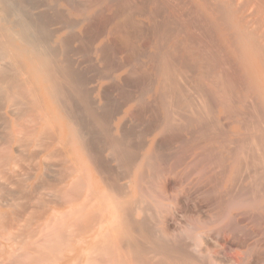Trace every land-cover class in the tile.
Here are the masks:
<instances>
[{
    "label": "bare ground",
    "instance_id": "1",
    "mask_svg": "<svg viewBox=\"0 0 264 264\" xmlns=\"http://www.w3.org/2000/svg\"><path fill=\"white\" fill-rule=\"evenodd\" d=\"M35 1L0 0V54H2L0 90L4 91L5 100L1 95L0 98L9 103L2 104L0 100V110L13 115L12 118L9 117L10 139L17 143L19 136L20 140L23 139L21 137L23 134L29 142H35L36 139L38 142L39 138L43 137L41 135L50 128L51 132L53 130V137L50 136L48 140L52 137L54 143L66 148V153L62 148L66 154L62 161L67 163L65 167L67 174L63 172L65 176H62V186L59 190L63 192L65 201H62L64 204L61 208L53 207L52 211L67 208V213L66 211L58 213L59 222L64 217L62 222L64 223L66 219L67 227L61 224L55 227L58 214L50 224L48 217L46 222H49L44 223L43 227L47 228L48 225V228L51 226L53 228L44 231L41 222L39 226L41 233L38 232L40 235L34 237L37 240L31 238V241H35H32L35 249L39 247L42 249L43 245H46L50 252L57 243L58 248L63 243L67 245L68 242H65L67 237H64L66 234L70 241V245L68 244L70 248L68 246L67 248L70 250L64 262L60 264H256L255 252L264 249V29L251 32L247 30V25L242 24L243 29L235 27L232 17L234 0L214 2L199 0L209 12L203 17L198 13L195 15L192 7H189L191 13L187 12L190 10H186L187 8L185 12L179 9L180 13H175L174 8L170 11L171 8L168 9L169 7H166L168 5L164 4H168L169 0L168 2L149 0L152 5L149 12L144 11L145 8L141 6V9H138V5L134 6L133 3L131 7L129 0H108L115 8L113 18L107 16L103 19L101 14L97 15L102 17L105 25L106 22H111L110 28L106 32L98 28L100 30L96 31L100 32L95 31L94 35L90 33L91 36H87L86 32L91 22L88 17L82 16L84 18L79 23L82 26L81 34L73 37L80 39L84 36L82 43L87 47L86 51L89 48L95 63L105 64L108 74L111 73L110 78L113 80L108 85L111 93L106 92L103 96L99 89L97 96L93 94L94 86L89 88V91L85 90L83 76L72 64L71 54L69 56L64 50L65 55L63 51L59 53V49L56 51L57 45H53L57 43L56 38L50 36L46 39L51 32L48 31L46 36L44 33L43 36L46 38L42 36V32L47 29L45 27L49 26L45 23L48 24L53 17L61 21L67 19H64V12L60 10L59 12L58 7L47 0L40 3L41 5L39 3L36 5ZM81 1L83 9L92 6V3L89 5L90 0ZM97 2L95 0L93 5ZM173 2H176V5L180 3L173 0L171 4ZM250 3L254 5L251 12H257L264 17V7L260 5L264 6V0H245L243 5L240 3V8L243 6L245 8L246 4ZM69 4L64 5L66 12L71 8ZM38 6L44 13H33ZM134 7L138 9L136 12L139 15L149 18L153 33L151 51L146 57L147 63L141 64L140 68L134 63L138 55V51H135L137 47L135 49L131 43L134 36L130 39L126 30L125 34H121L124 28L140 29L141 24L139 25L132 16V12H135L133 11L135 9L132 10ZM164 11L166 17L167 13L171 17L169 15L160 21L157 16ZM81 14L79 12V15ZM98 16L95 15L96 19ZM108 17L113 20H109ZM86 19L89 21L85 23ZM62 22L63 25L58 27L59 29L56 28L57 32L67 26L70 27L69 24L72 28V24L75 23L67 21L69 24L66 25L67 22ZM50 23L52 24V21ZM259 24L257 21L255 26ZM255 26L253 29H256ZM75 33L73 32V35ZM108 34L116 36L112 39L110 36L111 45H108L111 52H124V55L119 56L114 63L111 62V58L108 59V45L105 46V42L102 41ZM70 36L68 39H71ZM78 42L80 45V40ZM79 45L76 44L78 47ZM63 46L66 49L68 45ZM68 49L72 50L70 47ZM75 61L77 63V60ZM11 71L14 72V76H11L13 75ZM105 77L109 76H104V79ZM18 98L22 99L26 106L32 105L31 113H24L32 122L28 131L23 125L27 122L23 121L22 124L21 121L26 117H19L24 114L19 115V111L15 113V110L22 106V102L18 103L21 106L17 109L18 105L14 101L19 102L16 100ZM25 100L30 103L27 104ZM10 101L17 105L15 110L14 106H10L12 104ZM115 107L117 110L113 111ZM1 112L0 116L3 115ZM16 114L19 116L16 117ZM2 119L5 120L6 117ZM139 125H145L144 129L138 130ZM1 134L8 135L4 131ZM9 136L10 134L6 138ZM45 138L47 140V137ZM44 141L42 140V143ZM3 142H0V145L8 148L10 145L12 149L9 140L6 141L10 143L9 145ZM29 142L27 144H30ZM233 144L235 146L230 147ZM17 146L18 150L21 145ZM7 147L5 149L9 153L3 149L6 151L5 155L2 154L4 153L2 148L0 149L1 160L10 159L11 149ZM52 147L49 144L44 151L53 149ZM34 149L30 150L34 151L29 153L30 155L36 154L37 151ZM54 149L49 153H53ZM24 150L23 154L26 152ZM61 151L57 152L60 156L63 154ZM55 153L56 151L54 155H58ZM47 156L52 159V154ZM62 156L64 158V155ZM188 156L190 160H187L189 162L187 167L189 171L191 169L192 172L200 174L199 178L212 170L218 172L220 176L217 178L218 182L213 181L217 182L213 188L210 189L209 186L207 190H199L200 188L197 190L193 187V192L189 193L191 197L193 194V199L196 194L201 196L207 209L205 213L203 212V217L181 214L185 207L183 200L187 196L181 193L172 178L177 168L186 166L185 160ZM56 158L59 159L57 156ZM42 159L45 160L44 157H41ZM34 160L36 162L35 157ZM46 161L48 163L51 160L44 162ZM58 161L62 163L61 158ZM12 162L15 166L12 163L14 168L12 166L10 168L15 169L18 162L15 163V160ZM48 165L50 168L51 164ZM40 168L41 166L38 167L39 170ZM215 172L214 174H217ZM243 175H245L243 178L246 177V183L243 186L239 185L238 192L234 189L236 193L218 190L222 182L231 183L230 186H233L232 183H236ZM211 179L209 178L208 183H211ZM200 208L198 207V211L201 213ZM180 215L185 216L184 225L172 227L171 221L176 223L175 219ZM240 220H245L248 224H243ZM5 226L6 224L3 228L0 226L2 232H5L3 230ZM16 226L17 229L19 226ZM21 227L23 228L21 225L18 230H21ZM31 229L34 227L30 228L29 233ZM37 229L30 235H34ZM9 232L8 239L11 237ZM5 234L3 238L7 241ZM25 235L23 237L22 234L21 238L27 243V238L32 236L27 237L26 231ZM15 237H13L15 240L19 238ZM3 238L1 237L2 240ZM19 241L22 242L18 239ZM29 243L28 246L31 244ZM15 244L13 247L10 246L11 251L17 248H14ZM19 245L18 249H23L24 244ZM25 246L27 250L29 247ZM23 250H20L23 258L20 257V251L17 252L19 255L16 254L19 260L25 259L29 254L24 252L26 254L24 257ZM31 250L35 257L40 251L39 249L34 252L33 248ZM57 250L56 253L54 250L53 252L55 254L61 252L60 249ZM11 251L10 253L15 255L17 249L13 251L14 253ZM53 254L51 255L53 257L44 255L47 258H54ZM15 257L13 256V259ZM29 257L31 258V255ZM56 257L59 259L58 255ZM17 259L14 261L17 262ZM44 259L41 260L45 262ZM8 260L9 258L7 263L5 261L6 264ZM28 260L25 259L24 262ZM41 260L36 258L37 263ZM22 261L21 264L24 263ZM29 261L33 263L34 260ZM9 263L13 264L11 261Z\"/></svg>",
    "mask_w": 264,
    "mask_h": 264
},
{
    "label": "rangeland",
    "instance_id": "2",
    "mask_svg": "<svg viewBox=\"0 0 264 264\" xmlns=\"http://www.w3.org/2000/svg\"><path fill=\"white\" fill-rule=\"evenodd\" d=\"M28 1H30V0H28ZM43 1V2H42ZM55 1V2H54ZM47 0V2H51V4H53V5H55V6H57L58 7V11L60 10L62 13H63V16H65V18L64 19H66V20H62V21H65V22H67V21H75V23H73L72 24V28H71V24H69L68 22L66 23V25H68L69 24V26L70 27H68L67 26V28H65V29H63V30H61V31H58L57 32V29H59L58 27H60L61 25H63V24H61V23H63L60 19L58 20H56V19H54V17L52 18V20H50V21H52V24L54 23H56L55 25L53 24H51L50 23V21L48 20V19H46V21L48 22V24L47 23H45V25L47 26V25H49V26H47V27H45V28H47V29H45V31L44 32H42V36L44 35V33H45V36H46V34H48V33H50V35H49V37H48V35L45 37V36H43V37H45L46 39H48V38H50V36H51V38H56V41H57V43L56 44H53L54 46L55 45H57V46H55V49L57 48V50L56 51H58V49H59V53H61V51H66V52H68L67 54L70 56V54H71V56H72V58H73V60H72V64H74L75 66H76V68L81 72V75L83 76V82L85 83L84 85H86L85 86V90H87V91H89L93 86L95 87H93L94 88V93L93 94H96L97 96L99 95V91H100V94L101 95H103V96H105L106 94H109V93H111V89L109 88V82H111V80H113L112 78H110V74H108L109 72H108V69H106V66H105V64H102V63H95V61H94V59H93V57L91 56L92 55V53L90 52V49L88 48V51H86L87 49V47H85V45L83 46V44L84 43H82L84 40V36H82V38L80 37V39H76V38H73L74 36L76 37V36H78L79 35V33L81 34V25H79V23L82 21V19L84 18V17H88L89 19H90V24H89V26H88V30H87V36H91L90 35V33L92 34V35H94L96 32H100V31H96L98 28H100L101 29V31H107L109 28H110V26H111V22L110 23H107L106 22V25L104 24L105 23V21L104 20H102V17H103V19H104V17L106 18L107 16H113V15H115L114 13H115V11H114V6H113V4H111V3H109V1L108 0H96V1H98L96 4H94L93 5V3H95V0H90V4L89 5H91V3H92V6H89L88 7V5H87V7L88 8H86V9H83L82 8V6H83V3H82V1L81 0H63V1H61V0ZM60 1H61V3H60ZM68 1V2H67ZM74 1V2H73ZM130 1V3H131V7H133V5H132V3L134 4V6H136V5H138L137 7H138V9H141V7L144 9V11H151L152 10V5H151V3H150V1L148 2L147 0H129ZM147 1V2H146ZM162 1V0H161ZM164 1H166V2H168V0H163V2ZM170 2H168V4L167 3H164L165 5H168V6H166L168 9H170V11H172V9L174 8V12L175 13H180L181 11L180 10H182V12H185V9L186 10H188V9H190L189 7H192V11H193V13L195 14V15H197V13H198V15L199 16H201V17H203V15L204 16H207L208 15V10H206L205 8H204V6H202L201 4H202V1H199V0H177V1H179L178 3L180 4V6H179V4L178 5H176V2H173L172 4H171V1H173V0H169ZM174 1H176V0H174ZM209 2H214L215 0H208ZM241 1V2H240ZM244 1L245 0H234V2H233V8H232V13L235 15H232V17H233V23H234V26L235 27H239L240 29H243V25H247V30H249V31H259V30H261V29H264V22H263V15L262 14H259V13H257V12H251V11H253L254 9H253V4L252 3H250L249 5L248 4H246V6H245V8H244V6L243 7H241L240 8V5L242 4L243 5V3H244ZM37 2V3H36ZM45 2V0H36L34 3H36V5H39L40 3L42 4V3H44ZM46 2V3H47ZM135 2H137V3H135ZM187 2V3H186ZM229 2V1H228ZM235 2H236V4H235ZM31 4H32V2H30ZM39 3V4H38ZM65 3H67V4H71V6H70V4H69V7H71V8H69V10H68V12H66L65 11V9H64V5H65ZM76 3V4H75ZM108 3V4H107ZM140 3H142V5L140 4ZM145 3V4H144ZM182 3H184V4H182ZM241 3V4H240ZM30 4V5H31ZM40 4V5H41ZM81 4V5H80ZM169 4H170V6H169ZM33 5V4H32ZM35 4H34V6H36ZM109 5V6H108ZM172 5V6H171ZM182 5V6H181ZM190 5V6H189ZM236 5V6H235ZM261 5V7H264L263 6V4H260ZM63 6V7H62ZM141 6V7H140ZM194 6H195V8H194ZM258 6V5H257ZM40 6H38L37 8H35L34 10H33V13H44L43 11V9L40 7ZM74 7H76V9L74 8ZM140 7V8H139ZM178 7V8H177ZM197 7V8H196ZM72 8H74L73 10H72ZM175 8H177V9H175ZM184 8V9H183ZM239 8V9H238ZM133 9H135V10H133ZM138 9L137 8H132V10L133 11H135V12H132L133 14H132V16H133V18L136 20V21H138V24L140 25L139 27H140V29H131V28H124L123 30H122V33L121 34H125V30H126V33H127V35L129 36V38L131 39V38H133V36H134V38L131 40V43H132V45L134 46V48L136 49V47H137V49L135 50V51H138V55H136L137 57V59H135V61H134V63L136 64V66L138 67V68H140V66H141V64H145V63H147V59H146V57H147V55L149 54L148 52H150L151 51V47H150V42L152 41V39H153V33H152V25H151V23H150V21L148 20L149 18L148 17H146V16H142V15H139L136 11H138ZM180 9V10H179ZM28 10V9H27ZM97 10V11H96ZM59 11V12H60ZM101 11V12H100ZM191 11V9L190 10H188L187 12H192ZM201 13H200V12ZM241 11V12H240ZM243 11V12H242ZM79 12H80V14H81V12H82V14L81 15H79ZM97 12H99V13H97ZM114 12V13H113ZM247 12V13H246ZM136 13V14H135ZM239 13V14H238ZM244 13V14H243ZM253 13V14H252ZM85 14V15H84ZM99 14H101L102 15V17L101 16H98ZM162 14V13H161ZM161 14H159L158 16H157V19H160V21L161 20H163L164 18H167V17H169V13H167V17H166V12L164 11V13L161 15ZM202 14V15H201ZM247 14V15H246ZM256 14V15H255ZM95 15L96 16H98L97 17V19H96V17H95ZM251 15V16H250ZM69 16V17H68ZM82 16H84V17H82ZM160 16H162V17H160ZM170 17H171V15H170ZM87 18V19H88ZM109 18V20L110 19H112V18H110V17H108ZM235 18V19H234ZM249 18V19H248ZM256 18V19H255ZM85 20V23L86 22H88L89 20ZM99 19H101V20H99ZM238 19V20H237ZM93 20V21H92ZM113 20V19H112ZM111 20V21H112ZM235 20H237V21H235ZM244 20V21H243ZM102 21V22H101ZM259 22L260 24L259 25H257V26H255V24H256V22ZM104 22V23H103ZM109 22V21H108ZM242 22V23H241ZM247 22V23H246ZM249 22H250V24L251 25H253V26H250V24H249ZM263 22V23H262ZM58 23V24H57ZM70 23H72V22H70ZM76 23H77V25H76ZM84 23V24H85ZM93 23H94V25L95 24H97V26L95 25H93ZM60 24V25H59ZM99 24V25H98ZM146 24V25H145ZM243 24V25H242ZM249 24V25H248ZM258 24V23H257ZM261 24H263V25H261ZM51 25V26H50ZM76 25V26H75ZM92 25V26H91ZM241 25V26H240ZM55 26V27H54ZM93 26H94V28H93ZM106 26V27H105ZM141 26H144L143 28L141 27ZM147 26V27H146ZM254 26H255V28L256 29H253L254 28ZM76 27V28H75ZM91 27V28H90ZM57 28V29H56ZM69 28V29H68ZM261 28V29H260ZM100 29H98V30H100ZM144 29H146L147 31H143ZM253 29V30H252ZM70 30V31H69ZM136 31V33H137V35H135V31ZM138 30V31H137ZM140 30H142L141 32H140ZM49 31V32H48ZM52 31H55V32H52ZM69 34V32H70V34H71V36H70V34L68 35L66 32ZM75 33V35H73V32ZM89 31V32H88ZM96 31V32H95ZM127 31H129V32H127ZM133 31V32H132ZM148 31H149V33H148ZM48 32V33H47ZM65 32V33H64ZM132 32V33H131ZM143 32H145V33H143ZM149 34V37H148V35H147V33ZM55 34V35H54ZM138 34H139V36H138ZM142 34V35H141ZM73 35V36H72ZM117 35V34H116ZM69 36H70V38L71 39H68L69 38ZM110 36H111V39L113 38V37H116V36H114V35H112V34H108V35H106V39L104 38H102L103 40L102 41H104L105 42V46H107L108 44H110L111 45V41H109L110 40ZM142 36V37H141ZM144 36V37H143ZM146 36H147V38H146ZM62 37H64L65 39H67V40H65V39H60V38H62ZM59 40H58V39ZM136 38V39H135ZM139 38V39H138ZM150 38V39H149ZM72 39H73V41H72ZM147 41H146V40ZM62 42H61V41ZM65 40V41H64ZM76 40V41H75ZM80 40V45H79V41ZM83 40V41H82ZM143 40V41H142ZM59 41V42H58ZM71 41V42H70ZM145 41V42H144ZM71 44H70V43ZM147 42H148V44H147ZM73 43V44H72ZM142 43V44H141ZM76 44L77 45H79V47L78 46H76ZM59 45H60V47H59ZM63 45H68L67 46V48L65 49V48H63V47H65V46H63ZM110 45H108L107 46V49H109V50H107L106 48V50H107V57H109L108 59L110 60V58H111V62H113L114 63V61L116 62L118 59H119V56H123L124 55V52H117V53H113V52H111V49L109 48L110 47ZM140 45V46H139ZM146 45V46H145ZM62 46V47H61ZM72 46V47H71ZM141 46H144V47H141ZM71 48L72 50H70V49H68V48ZM76 48H77V50H76ZM140 49V51H139V49ZM61 49V50H60ZM73 49H74V51H73ZM80 49V50H79ZM84 50V52H82ZM64 51H63V53H64ZM85 51H86V53H85ZM109 51V52H108ZM2 52V51H1ZM66 52L64 53V55L66 54ZM90 52V53H89ZM3 53V52H2ZM62 53V54H63ZM89 53V54H88ZM137 53V52H136ZM146 53V54H145ZM75 54V55H74ZM91 54V55H90ZM145 54V55H144ZM1 56H2V54H0ZM89 55V56H88ZM91 56V57H90ZM142 56H144V57H142ZM113 57H116L115 59L113 58ZM140 58V59H139ZM142 58V59H141ZM75 60H77V63H76V61ZM113 60V61H112ZM139 60H142V62L141 61H139ZM92 61V62H91ZM146 61V62H145ZM138 62H140V64L138 63ZM90 65L92 66V67H90ZM89 67V68H88ZM102 67H104V69H106V70H104ZM141 68H143V65H142V67ZM88 69V70H87ZM93 69V70H92ZM95 70H97V71H95ZM103 72H102V71ZM95 71V72H94ZM106 73H105V72ZM12 72L13 71H11V74H12ZM141 75V74H140ZM139 75V76H140ZM11 76H14V72H13V75H11ZM104 76H109L108 78H106V79H104ZM91 77V78H90ZM110 78V79H109ZM92 79V80H91ZM86 80V81H85ZM91 81V82H90ZM90 82V83H89ZM90 84V85H89ZM92 84V85H91ZM96 84V85H95ZM2 85H4V84H2ZM105 85H107V86H105ZM105 87V89L103 90V88ZM86 88H88V89H86ZM90 88V89H89ZM108 88V89H107ZM100 89V90H99ZM99 90V91H98ZM105 91V92H104ZM0 95L1 96H3V98L2 99H4L5 100V95H4V91H2V90H0ZM103 92V93H102ZM106 92H108V93H106ZM106 93V94H105ZM116 95V94H115ZM27 97V96H26ZM25 97V98H26ZM118 96H116V98H117ZM25 98H23V100L25 99ZM29 98V97H28ZM28 98H26V99H28ZM118 99V101H119V98H117ZM0 100H1V98H0ZM4 100H1L0 102L2 103V104H7L8 103V101L6 100L5 102H4ZM17 101L19 100V102H17L16 103V101H14L15 102V104H17L18 105V107H17V109L21 106L22 107V109H21V107H20V109H18V110H15L16 108V106H15V104H14V102H12V101H10V102H12V104H10V106L12 105V107L14 108V110L16 111L15 113H19V115H22V114H26L27 112H29V113H31L30 111H31V106H29V105H25V103H23L22 102V99H16ZM260 100H262V99H260ZM26 101V100H25ZM29 101H30V99H29ZM29 101H26V103L28 104V103H30ZM22 102V103H21ZM77 102H80V101H74V103H77ZM21 103V105H19V104ZM9 104V103H8ZM24 105V106H23ZM76 106H77V104H75ZM80 106H81V103H80ZM28 107H29V109H28ZM23 108H25V109H28V110H25V109H23ZM77 109L79 108V103H78V107H76ZM75 108V109H76ZM81 109V108H80ZM79 109V110H80ZM115 110H117V107H115V109H113V111H115ZM0 111H2L1 113H3V115L2 116H0V129H2V131H0V142L2 143L3 141H5V142H3L4 144L6 143V141L8 142V140L10 141V143L12 144V149H11V147H10V143H6L7 145H9V148L7 147V146H5V145H0V147L2 148V150L4 149V150H6V151H8L7 149H5L6 147L8 148V149H11V151H10V155H9V158L10 159H3V160H1L0 159V162L2 163V165H1V163H0V226L3 228L4 227V225L6 224V226H8L7 228H8V230H11L10 232L7 230V232H6V226H5V228L3 229V230H5V232L3 231L2 232V228L0 227V246L2 245V247H0L1 249H2V252H1V249H0V257L1 256H4V257H1L0 258V264H6L7 263V259L9 258V260H8V264H10L9 262L11 261V263H13V264H17V262L18 261H20L19 262V264H21V260H23L22 262H24V260L25 259H27L28 260V258H30L29 256L31 255V258L29 259V260H34L35 262H36V264H60L61 262L63 263L64 262V260L66 259V257H67V255L69 254V245H70V241H69V238H68V236L65 234L64 235V237L66 236L67 238H65V242L67 241L68 242V244L66 245V244H64V246L66 245V247H64L63 246V244H62V246L64 247V248H62V246H59L60 248H58L57 246H58V243H57V246H53L52 248H53V250H54V252L57 250V249H60L61 250V252H58L57 254H55L54 252H53V250L52 251H50V252H48L49 250L48 249H46V248H48V247H45L46 245H43L42 247L45 249V250H47V251H44V249L42 248H40L39 247V249H40V251H39V249L37 248V250L39 251L37 254H35V255H37L36 257L34 256V253L32 254V248L35 250H33L34 252H37V250L35 249V245H33V243H32V241L35 239L34 237H36V236H39L40 234H38V232H39V230L41 229L39 226H40V224H41V222H42V227H43V224L44 223H48L49 221V223L48 224H50V223H52L51 221H53V220H55L54 219V217L58 214V213H61L62 214V212L64 213V211H66V213H67V208L66 207H64V208H62V209H55V211H52L53 210V207H55V208H61V205L62 204H64L63 202L65 201V197L63 196L64 194H62L63 192L62 191H59L60 189H61V186H62V184H61V180H62V176H65V174H67V169L65 168V167H67V163H66V161L65 162H63L62 160L63 159H65V157H66V148H65V146H61L60 144H56V143H54V140H52V132H53V130H52V132L50 131V128L49 129H47V131H45V133L43 134V135H41V136H43L44 138L45 137H47V140H46V138L44 139L43 137H41V136H39V137H41V138H39V140L40 139H42L43 141H44V143H42V140H40L41 142H39V140H38V142L40 143H38L37 142V139L35 140V142L33 141V142H29V139L28 138H25V136H23V134L21 135V137L23 138H21L22 140H24V141H22V140H20V136H19V140H17L16 142L17 143H15V141L14 142H12L11 141V139H10V137H11V130H10V124H9V117H13V115H10V114H5V112H3V110H0ZM17 111H19V112H17ZM21 111H22V113H21ZM28 113V114H29ZM24 114V116L22 115V116H19L18 114H16L15 116L16 117H22V118H24V117H26V118H24V119H22L21 121H22V124H23V121L24 122H27V124H23V125H25V130L26 131H28L29 130V126L30 125H32V122L30 121V119L26 116ZM1 115V114H0ZM5 118L6 117V119L5 120H3L2 118ZM5 121L6 122V120L8 121V122H6V124H7V126H6V124H4L3 125V123H5V122H3V121ZM26 120V121H25ZM16 121V120H15ZM9 124V125H8ZM138 124V123H137ZM140 124H142V123H140ZM143 124H145V123H143ZM28 125V126H27ZM144 126L145 125H139V127L140 128H138V130H142V129H144ZM7 132L8 133V135L10 134V136L9 137H7V138H9V139H7L6 138V136H8L7 134H6V136H5V134H1V132ZM47 133V134H46ZM47 135V136H46ZM49 135V136H48ZM50 136H52L51 137V139H49L48 140V138H50ZM1 137H2V139L3 140H1ZM5 138V139H4ZM20 141V142H19ZM25 141H27V142H29L30 144H27V142H25ZM46 141H48V143L46 142ZM51 141V142H50ZM0 143V144H1ZM26 143V144H25ZM35 143V144H34ZM36 143H38V144H36ZM46 143V144H45ZM19 144V145H21L22 146V148H24V149H22L21 148V146H19V149L22 151V150H24V154H23V151L21 152V151H19V149L17 150L16 148H18V146L17 145ZM34 144V145H33ZM42 144H44L45 146L44 147H42L43 145ZM49 144H51L53 147V149L56 151V153L57 152H60L61 150V154L62 155H64V158H62L58 153V155H54V152L53 153H49L51 150H53V149H49L48 151H44V149H45V147L47 146V145H49ZM56 144V145H55ZM13 145H14V147H13ZM16 145V146H15ZM41 145V146H40ZM57 145H59V147H57ZM3 146H4V148H3ZM215 146H217V144L215 145ZM214 146V147H215ZM235 145L233 144V145H230V147H234ZM42 147V148H41ZM0 148V149H1ZM34 149L35 150V152H36V154L34 155V154H29V153H33L32 151H30L31 149ZM37 148H39L38 150H37ZM40 148H41V150H40ZM65 150V153L63 152L64 150ZM16 149V150H15ZM2 151V152H4V153H2L3 155H5V153H6V151ZM40 150V151H39ZM59 150V151H58ZM217 150H219V148L217 147ZM8 153H9V151H8ZM16 153H18L17 154V156L18 157H16ZM55 153V154H56ZM1 154V152H0V156L2 155ZM49 155V154H52V159H50L51 158V155L48 157L47 155ZM48 157L47 159H46V157ZM53 155L55 156V157H53ZM16 158H15V157ZM22 156V157H21ZM32 156H33V158H32ZM56 156L57 157H59V159H57L56 158ZM15 158V159H13V158ZM34 157H35V159H36V162H35V160H34ZM41 157L43 158L44 157V159L45 160H51L50 162H48L47 163V161H46V163L43 161V159L41 160ZM60 158H61V161L60 162H62V163H59V161L58 160H60ZM12 160H15V163L16 162H18L17 163V165H16V168L15 169H12V168H14L11 164L13 163L12 162ZM33 160H34V162L36 163H34L33 162ZM190 160V157L188 156L187 158H186V160H185V163H186V166L184 167V165H182L181 167H179V168H177V171H176V174L173 176L172 175V178H173V180L175 181V183H176V185H178L177 187H178V189L181 191V193H184L185 194V196H187V197H184V208H183V213H181V214H184L185 213V215L186 214H193V216L194 217H203L202 215L206 212V210L207 209H205L206 207H204V203L202 202V200H201V196L198 194H196L195 195V193H194V199L192 198L193 197V194H192V197H191V195L189 194V193H191V192H193V187H195L197 190L199 189V190H207V188L209 189V186H210V189L211 188H213V186H214V183L216 184L217 182H218V179L217 178H220V176H218L219 174H218V172H215V171H211V172H209L208 173V171H207V173H205L204 175H203V177H201V178H199L198 176H200V174L198 175L196 172H192L191 171V169H190V171H189V167H187V164L189 163L188 161ZM3 162H5V163H3ZM8 162V163H7ZM6 163H7V165H6ZM42 163H45V165H43ZM5 164V166H6V169H5V166H3ZM33 164V165H32ZM47 164V165H46ZM48 164H51V165H53V166H51L50 165V168H49V165ZM13 165L15 166V164L13 163ZM3 166V167H2ZM12 166V168H10ZM41 166V170H39L38 169V167H40ZM45 166H47L48 167V169H45V168H47V167H45ZM45 167V168H44ZM62 167L64 168V169H62ZM20 168V169H19ZM33 168H35L34 170H32ZM45 170H44V169ZM18 169V170H17ZM43 169V170H42ZM63 171H62V170ZM184 169V170H183ZM2 170H3V172H2ZM66 170V171H65ZM187 172H186V171ZM1 172H2V174H1ZM6 172V173H5ZM9 174H8V173ZM42 172V173H41ZM63 172L65 173V174H63ZM214 172L215 173H217V174H214ZM21 173V174H20ZM62 173V174H61ZM32 176H31V175ZM38 175V176H37ZM189 175V176H188ZM216 176V177H214L215 178V180H214V178L212 177V176ZM3 176V177H2ZM205 176H206V178H205ZM209 176V177H208ZM211 176V177H210ZM245 175H243L242 176V178L244 177ZM187 177V178H186ZM197 178H199V179H197ZM209 178L211 179V178H213V179H211L212 181H211V183H208L209 182ZM241 178V177H240ZM242 178L241 179H238L237 181H236V183L234 182V184L232 183V185L233 186H230V184L231 183H228V182H224V184H223V182L221 183V187L218 189V190H223V191H227V192H229V193H236V192H238V190L240 189L239 188V185L241 186H243V185H245V181H246V177L245 178H243V180H242ZM203 179V180H202ZM217 179V180H216ZM179 180H181L182 182H180ZM240 180V181H239ZM242 180V181H241ZM213 181H217V182H213ZM188 182V183H187ZM219 182H220V180H219ZM239 182H241L240 184H239ZM178 183V184H177ZM186 183V184H185ZM193 183V184H192ZM200 183V184H199ZM238 183V184H237ZM242 183H244V184H242ZM202 185H206V186H202ZM238 185V186H237ZM235 186V187H234ZM180 187V188H179ZM202 187V188H201ZM229 187V188H228ZM182 188H184V189H186L187 191H188V195H190V196H188L187 195V191H184V189H182ZM205 188V189H204ZM227 188V189H226ZM232 188V189H231ZM195 189V190H196ZM236 191H234V190ZM194 190V191H195ZM196 190V191H197ZM61 192V193H60ZM62 196L64 197L63 198V200H62ZM198 196H200V198L198 197ZM201 201H200V200ZM186 200V201H185ZM63 201V202H62ZM186 202V203H185ZM201 203V204H200ZM203 203V204H202ZM188 206V208H186ZM194 207V208H193ZM198 207L201 209L200 211H201V213L198 211L199 209H198ZM197 208V209H196ZM204 208V209H203ZM51 209V210H50ZM185 210V211H184ZM205 210V211H204ZM4 212V213H3ZM189 212V213H188ZM204 212V213H203ZM234 212V211H233ZM194 213H196V214H194ZM200 213V214H199ZM2 214V215H1ZM3 214H4V216H3ZM55 214V215H54ZM198 214V215H197ZM63 215H65V214H63ZM50 216H51V218H50ZM57 216H59V214L57 215ZM42 217V218H41ZM49 217V221L48 222H46L47 221V218ZM62 217V216H61ZM56 218H58L57 220H58V222H59V218H60V216L59 217H56ZM65 218H67V215L65 216ZM240 219L242 218V217H239ZM63 219H64V217L61 219L62 221H63ZM3 220V221H2ZM44 222H43V221ZM57 220L55 221V223L57 222ZM180 222H179V221ZM184 220V221H183ZM62 221H60L59 223L57 222V224H55V227L56 226H58V225H63V226H66V224H67V222H66V219L64 220L65 222L63 223ZM241 221V223H243V224H248L247 223V221H245V220H240ZM39 222V223H38ZM63 224H62V223ZM175 222L176 223H174L173 221H171V225H172V227H176V226H182V225H184V223L183 222H185V216L184 215H180L177 219H175ZM38 223V224H37ZM178 223H180V224H178ZM4 224V225H3ZM18 224H21L22 226H23V228L21 227V230L19 231L18 230V228H20V226L18 225ZM37 224V225H36ZM54 224V223H53ZM14 225V226H13ZM19 226V227H17V226ZM34 225H36V227L34 226ZM47 225V224H46ZM12 226V228H10ZM15 226L17 227V229L15 228ZM45 226V225H44ZM51 226V225H50ZM54 226V225H53ZM24 227H25V229H24ZM26 227H29V228H26ZM34 227V229L33 230H35V229H37L36 230V232H35V234L34 235H30L31 233L33 234V230L31 229V231H30V233L28 232L29 230H30V228H33ZM47 228H44V231H45V229H49V228H53L52 226L51 227H49L48 228V225L46 226ZM67 227V226H66ZM14 229H16V231H18V232H22V233H18V232H16V231H13ZM22 230H24V231H22ZM13 231V232H12ZM25 231H26V234H27V237L28 236H32V237H28L27 239H28V242H30L29 244H30V246H28V242L27 243H24L25 241H23V238H21L22 236V234H23V237H25L26 235H25ZM42 231H43V229H42ZM8 232H9V234L11 235V237H10V239H8ZM12 232V233H11ZM28 232V233H27ZM4 233H6L4 236L7 238V241L6 240H4V238H3V234ZM13 233H14V235L16 236V237H19V238H16L14 235H13ZM39 233H41V232H39ZM68 234V233H67ZM9 235V236H10ZM18 235H20V236H18ZM25 235V236H24ZM1 237L3 238V240L1 239ZM13 237H15L16 238V240L15 239H13ZM41 237V236H40ZM39 237V238H40ZM31 238L33 239L32 241H31ZM62 238V240H64L63 239V237H61ZM18 239H20V240H22V242L21 241H19L18 242ZM14 240V241H13ZM35 240H37V238L35 239ZM17 241V242H16ZM60 241H61V239H60ZM59 241V242H60ZM12 242H14V244L16 243L17 244V246H16V244H15V246H14V248L15 247H17L16 249H17V251H16V253H14L15 252V250H12L11 251V249H10V246H12L13 247V245L14 244H12ZM33 242H35V241H33ZM57 242H58V240H57ZM62 242V241H61ZM64 242V241H63ZM19 243H23L24 244V246H25V244H27V246L29 247V248H31V249H29V248H27V250L24 248V246H23V249H18L19 247L18 246H20V245H22V244H20L19 245ZM59 244H61V243H59ZM9 245V247H7ZM27 246H25V247H27ZM67 246L69 247V248H67ZM55 247H57V249L55 250L54 248ZM51 247H49V249H50ZM62 248V249H61ZM20 250H23V254H24V257L26 256V254L29 252V254H27V256H28V258H27V256L25 257V259H21V260H19V254L17 253V252H19ZM26 250V251H25ZM31 250V251H30ZM44 251V254L45 255H48V256H51L53 253V255H54V258H51V257H53V256H51V257H48L47 258V256H45L44 254H42L43 253V251ZM65 250V251H64ZM264 249H260V250H258L257 252H255V254H257V255H254V257H255V262H256V264H264V263H262V262H264V251H263ZM10 251L11 252H13L15 255H13V254H11L10 253ZM260 251H262V253L260 252ZM8 253V255L6 254V253ZM26 254H25V253ZM30 252H31V254H30ZM46 252V253H45ZM48 252V253H47ZM261 254H260V253ZM19 253H21V251L19 252ZM51 253V254H50ZM6 254V255H5ZM16 254H18L17 256H16ZM38 254H40V255H38ZM41 254H42V256H41ZM21 256L20 257H22V253L20 254ZM34 257H33V256ZM58 255L59 256V259H58V257H56V256ZM65 255V256H64ZM259 255H261V256H259ZM6 256H8V258L6 259ZM13 256L15 257L14 259H13ZM41 256V257H40ZM43 256H44V258H43ZM60 256H61V259H60ZM256 256H258L257 258H256ZM32 257H33V259H32ZM38 257H39V259H38ZM18 258V259H17ZM23 258V257H22ZM36 258H37V260H41V259H44L45 260V262L43 261V260H41V261H39L38 263H37V261H36ZM41 258V259H40ZM51 258V259H50ZM261 258V259H260ZM262 258H263V260H262ZM3 259H5V260H3ZM11 259V260H10ZM17 259V262L16 261H14V260H16ZM58 259V260H57ZM258 261H257V260ZM12 260L14 261V262H12ZM25 261V262H28V263H25V264H34L35 262L33 261V263H31L32 261ZM262 262H261V261ZM5 261H6V263H5ZM258 262V263H257ZM23 263V264H24ZM65 264H67V263H65Z\"/></svg>",
    "mask_w": 264,
    "mask_h": 264
}]
</instances>
